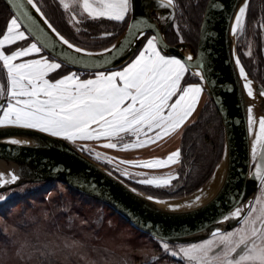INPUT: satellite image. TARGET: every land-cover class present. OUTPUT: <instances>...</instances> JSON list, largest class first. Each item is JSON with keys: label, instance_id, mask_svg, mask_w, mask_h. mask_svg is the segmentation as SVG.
Wrapping results in <instances>:
<instances>
[{"label": "snow or ice", "instance_id": "obj_1", "mask_svg": "<svg viewBox=\"0 0 264 264\" xmlns=\"http://www.w3.org/2000/svg\"><path fill=\"white\" fill-rule=\"evenodd\" d=\"M7 3L14 14L10 15L5 28L0 31V64L6 73V86L0 84V98H5L0 100V126L38 130L69 141L81 151L87 150L96 160L111 164L113 168L109 174L115 175L121 183L131 181L145 186H172L173 181L180 178L179 172L154 175L133 169H157L178 163L182 153L180 148L171 151L163 159L122 160L95 151L88 142H101L107 149H139L179 131L204 92L202 83H189L186 80L189 73L199 77L201 82L208 80L203 59L193 62L191 53L183 58L168 54L155 25L150 24L143 15L136 16L135 0H58L59 6L69 14L68 23L73 25L77 33L88 31L82 26L90 19L106 18L126 23L131 13V22L127 23V39L119 45L102 48L99 52L74 43L62 34L48 19L38 0H7ZM156 3L160 8L173 10L168 16L161 17L165 22L175 19L176 0H156ZM29 5L39 15V19L29 10ZM212 6L224 7L223 4ZM248 7V0H244L235 12L231 24L234 36L245 30ZM260 26L264 27V24ZM145 28L153 30L155 34L148 35L143 30ZM101 35L109 37L113 34L103 32ZM29 38L32 41L26 46H16L17 42H26ZM139 40H143L142 47L138 51L132 49L130 62L115 68V58L127 55L126 50ZM60 44L80 55H70L62 48L57 51ZM48 50L51 52L45 55ZM105 53L108 55L102 62L93 59ZM247 54L250 56L251 51ZM233 55L243 88L249 97H254L253 81L248 78L240 56L235 51ZM32 56L35 58L21 59ZM65 63H102L105 70L84 74L69 71L55 78L57 70ZM259 91L264 96V85ZM257 123L258 131L254 127ZM247 126L248 132L255 137L251 145V159L255 167L247 174L256 182L253 195L247 197L246 189H238L236 195L230 198L228 210H221L211 222V227L208 223L200 225L198 231L207 235L197 242H179V235H165L158 225L149 230L163 253L177 258L176 264H264V116L257 121L251 105L247 108ZM128 137L135 139L125 142ZM9 142L29 143L28 140L11 137ZM3 177L4 174L0 173V186L19 179L15 173L10 174V180ZM132 183H126L131 192L145 195ZM199 191L201 195L185 201L184 205L168 204V207L178 209L198 205L204 194L203 190ZM6 198L0 195V200ZM146 199L164 202L151 194H147ZM220 224L230 227H220ZM189 234L190 230L183 233ZM173 240L177 243L173 244ZM79 244L76 240L71 243L66 241L65 247L76 248ZM158 259V256L152 257L153 261Z\"/></svg>", "mask_w": 264, "mask_h": 264}, {"label": "water", "instance_id": "obj_2", "mask_svg": "<svg viewBox=\"0 0 264 264\" xmlns=\"http://www.w3.org/2000/svg\"><path fill=\"white\" fill-rule=\"evenodd\" d=\"M2 1L10 13L14 14L7 0ZM243 3L244 0H208L200 24L197 45L194 47L185 42L175 45L167 43L166 34L175 19L165 22L161 17L168 16L172 9L158 7L156 0H135L136 16L143 15L150 24L155 25L168 54L183 58L191 53L193 62L196 59H203L208 80L201 82L199 77L196 78L203 84L208 99L214 104L224 132V152L219 165L224 163L225 172L219 188L210 199L195 207L170 209L166 202L168 199H160L164 202L158 203L147 200L146 194L138 195L131 192L126 183H121L115 175H110L106 168L85 156L69 142L21 127H0V172L2 170L9 175L6 180H10L11 173L19 177L15 182L0 186V194L26 184L58 182L106 205L135 230L151 238L153 237L149 230L155 225H158L165 235H179V242H197L199 238L205 237L207 233L198 231L200 225L208 223L211 227V222L218 217L220 211L228 210L230 198L236 195L238 189L240 191L246 189L247 197H251L256 183L247 175L255 167L251 159L250 133L247 126V108L250 104L248 94L243 88V80L239 77L235 64L233 52L236 53V36L231 32L235 12ZM214 4H223L224 7H213ZM28 7L39 19L35 10L30 5ZM174 14L176 17V10ZM131 18L130 13L128 23L131 22ZM143 30L147 34H155L151 29ZM127 37L128 26L114 44L119 45ZM142 42L143 40H139L130 45L126 50L127 55L115 58L114 67L119 68L125 62H129L130 57L133 56L132 49L138 51ZM61 48L70 55H80L62 44L58 45L57 51ZM50 52L51 50H48L45 54L48 55ZM107 55L105 53L93 59L102 62ZM63 65L83 72L105 70L102 63L96 65L65 63ZM248 78L251 79L249 76ZM208 81H215V83L210 84ZM261 86L253 81L255 94L254 97H250L251 106L259 118L264 116V96H261L259 91ZM9 137L28 140L29 143L13 144L9 142ZM219 226L230 227L226 224ZM188 230L190 234L183 235ZM172 243L175 244L177 241L173 240Z\"/></svg>", "mask_w": 264, "mask_h": 264}, {"label": "trees", "instance_id": "obj_3", "mask_svg": "<svg viewBox=\"0 0 264 264\" xmlns=\"http://www.w3.org/2000/svg\"><path fill=\"white\" fill-rule=\"evenodd\" d=\"M207 2L208 0H176L178 6L175 9V21L166 34L169 45L181 41L196 47ZM38 3L62 34L91 51H100L114 44L128 23L104 18L90 19L82 26L88 31L77 33L73 25L65 20L56 0H38ZM10 15L9 9L0 0V31L5 28ZM262 23L264 0H250L246 13V32L259 34ZM103 32L113 35L104 37L101 35ZM239 48L237 43L240 56ZM69 71L72 69L63 65L57 75H64ZM191 78H186L187 82L199 83L198 79ZM0 79L6 86V73L1 64ZM2 99L5 98H0ZM179 148L182 150L181 158L174 172H179L180 178L174 180L172 186L142 188L131 181L126 183H132L133 187L146 195L171 199L189 196L210 180L223 157L224 132L220 116L209 99L198 112L195 121L182 130ZM22 187H27L26 191L0 203V264H91L92 260L100 264L107 253L126 255L129 260L136 262L141 260V255L136 251L155 249L152 245L156 240L135 230L106 205L83 196L64 184L42 182L26 184L13 190L18 191ZM73 240L79 241V246L66 248L65 242L71 243ZM107 241L120 242L118 245L122 247L116 249L108 245ZM83 248L84 252L79 253ZM15 251L17 254L27 253L28 256H13ZM155 253L160 255V252ZM10 257L15 260H10ZM160 257L169 263L174 262V259L165 255Z\"/></svg>", "mask_w": 264, "mask_h": 264}, {"label": "rangeland", "instance_id": "obj_4", "mask_svg": "<svg viewBox=\"0 0 264 264\" xmlns=\"http://www.w3.org/2000/svg\"><path fill=\"white\" fill-rule=\"evenodd\" d=\"M61 10L64 13L65 20L66 19L68 20L69 14L66 13L62 8H61ZM245 22H246V20H245ZM262 24H264V23H262ZM29 39L26 42H24V41L17 42L16 46H26L27 43H30L32 41L31 39H30L31 41ZM179 43H181V41ZM237 43L240 46L239 52H240V56H241V62L244 65L245 70L248 73V76L253 81H255L256 83L260 84L261 78L264 77V27L260 26V33L259 34H255V35L253 33H251L250 31L246 32V27H245L244 32L242 34H239V35L236 36V53L238 54V52H237ZM5 47L9 48L10 46H5ZM141 47H142V45H141ZM13 50H14V48H13ZM249 50L251 51V55L250 56L247 54ZM27 58H35V57L34 56H32V57H24V58H21V59H27ZM1 66H2V64H1ZM57 72L55 74V78H59L58 75H57ZM189 74L186 75V78H189L191 80L192 79L191 78L192 75L190 74V76H189ZM192 77H194V76H192ZM194 78H196V77H194ZM263 82H264V80H263ZM193 83H196V82H193ZM199 83H200V81H199ZM0 84H3L1 79H0ZM0 127H17V126H0ZM36 131H38V130H36ZM67 142H69V141H67ZM91 157H92V159H94V161H96V162L98 161V160H96L94 158V155H92ZM98 162H100V161H98ZM111 169H112V167H111ZM216 170H217V168L215 169L214 172H216ZM136 185L139 186V187H142V188H150V187L151 188H160V187L145 186V185H138V184H136ZM26 189H27V187H22L18 191L12 190V191L6 192L4 194L1 193L0 195L6 196L7 198L3 199V200H0V203L15 197L16 195L20 194L21 192L26 191ZM181 198H185V197L171 198V200H177V199H181ZM168 200H170V199H168ZM106 243L108 245L112 246V247H115L116 249H117V247L118 248L122 247V246L118 245V244H120V242H116V241L108 242L107 241ZM152 246L155 247V249H143V251H136L137 253L139 252V255H141V257H140L141 260L140 261L134 262L133 260H129V258H127L126 255H118V254H112V253L108 254L107 253L106 254L107 255L106 258L102 259L101 260L102 263H100V264H149V263H153V264H176V259L177 258L171 257L169 255H165L163 253V251H162V249H161V247H160L158 242H156ZM26 251H27V249L25 250V252ZM83 252H84V248L80 249L79 253H83ZM136 252L134 251L135 254H136ZM155 252H160V255H156ZM16 255L19 256V257H23V256H26L27 253L22 252V254L21 253L17 254V252L15 251L13 256H16ZM161 255H165V256H167L169 258L174 259V262L169 263L165 259H161V257H160ZM153 256H158L159 259L156 260V261H153L152 260ZM9 259L10 260H15L14 258L12 259L11 257ZM91 264H97V263H96L95 260H92Z\"/></svg>", "mask_w": 264, "mask_h": 264}, {"label": "crops", "instance_id": "obj_5", "mask_svg": "<svg viewBox=\"0 0 264 264\" xmlns=\"http://www.w3.org/2000/svg\"><path fill=\"white\" fill-rule=\"evenodd\" d=\"M104 19H106V18H104ZM142 44H143V42H142ZM207 100H208V97L204 91L202 93L201 99L198 102V105L194 109V111H193L192 115L189 117L188 121L185 122V125L182 126V128L179 131L175 132L174 134L170 135L169 137L163 138L161 141H158L153 145L145 146V147L139 148V149H130V150L107 149V148L102 146L101 142H88L89 146L92 149H94L95 151H99L101 153H106L107 155L112 156V157H119L122 160L150 159V158H161V159H163L171 151L175 150L176 148H179L182 130L187 125H189L190 123L195 121L198 112L200 111L202 106L207 102ZM47 135H49V134H47ZM129 139H135V137H128L125 139V142H127V140H129ZM70 144H72V143L70 142ZM72 145H74V144H72ZM74 146L76 148H78L76 145H74ZM81 152H83L88 158L92 159V157H91L92 155H90L87 150L81 151ZM92 160L94 161V159H92ZM96 163L106 166L107 168H109V170H112L111 167L113 168V166L111 164H108L106 162H101V161L98 162L97 161ZM178 164H179V162L175 163V164L168 165V166H162V167L157 168V169H147V168H143V167H138V168H134L133 171H144V172L154 174V175H163V174L168 173V172H174L175 168L177 167ZM116 175H119V173H116Z\"/></svg>", "mask_w": 264, "mask_h": 264}, {"label": "bare ground", "instance_id": "obj_6", "mask_svg": "<svg viewBox=\"0 0 264 264\" xmlns=\"http://www.w3.org/2000/svg\"><path fill=\"white\" fill-rule=\"evenodd\" d=\"M246 91V90H245ZM247 92V91H246ZM248 102L250 105H252V99H250V97L248 96ZM253 115L254 117L256 118V120L258 121L259 117H257L256 113L254 112V109H253ZM255 127V130L258 131V123L254 126ZM255 139L254 135L253 134H250V153H251V145H252V141ZM224 172H225V165L224 163H222L220 165L219 168H217L216 172H215V175L213 176V178L207 183V185H205L201 190H203V195H202V199H201V202L198 204H202L204 202H206L208 199H210L213 194L217 191V189L219 188L221 182H222V179H223V176H224ZM0 173H3L4 174V177L3 178H7L9 177L8 174H6L5 172H1ZM198 195H201V191H198L190 196H187L185 198H181V199H177V200H168L166 201L167 204H181V205H184L185 201H190V200H193L194 197L198 196ZM198 205H194L193 207L195 206H198ZM180 208H189V207H180Z\"/></svg>", "mask_w": 264, "mask_h": 264}, {"label": "flooded vegetation", "instance_id": "obj_7", "mask_svg": "<svg viewBox=\"0 0 264 264\" xmlns=\"http://www.w3.org/2000/svg\"><path fill=\"white\" fill-rule=\"evenodd\" d=\"M263 80H264V77L261 78V82H260L261 85H264V84H263V83H264Z\"/></svg>", "mask_w": 264, "mask_h": 264}, {"label": "built area", "instance_id": "obj_8", "mask_svg": "<svg viewBox=\"0 0 264 264\" xmlns=\"http://www.w3.org/2000/svg\"><path fill=\"white\" fill-rule=\"evenodd\" d=\"M79 73L84 74V72H79Z\"/></svg>", "mask_w": 264, "mask_h": 264}]
</instances>
